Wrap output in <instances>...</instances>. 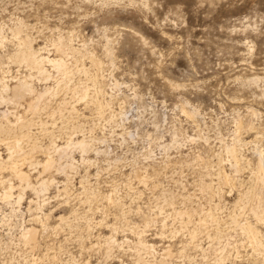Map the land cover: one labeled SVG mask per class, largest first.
<instances>
[{"label":"rangeland","instance_id":"1","mask_svg":"<svg viewBox=\"0 0 264 264\" xmlns=\"http://www.w3.org/2000/svg\"><path fill=\"white\" fill-rule=\"evenodd\" d=\"M25 47L64 60L68 83L47 63L39 79L12 62ZM30 73L34 95L64 79L69 87L36 116L24 113L27 102L0 103V140L9 134L35 152L37 169L23 167L34 188L49 178L38 194L0 173L13 185L4 200L0 183V264H264L239 229L251 223L264 242L251 213L255 197L264 202L255 183L264 169V0H0V79ZM81 141L84 161L78 145L54 153ZM46 153L55 164L43 174ZM218 170L234 178L232 190ZM30 228L34 248L23 238Z\"/></svg>","mask_w":264,"mask_h":264},{"label":"bare ground","instance_id":"2","mask_svg":"<svg viewBox=\"0 0 264 264\" xmlns=\"http://www.w3.org/2000/svg\"><path fill=\"white\" fill-rule=\"evenodd\" d=\"M19 39V38H18ZM26 39H28V38H26ZM4 42V41H3ZM25 43V41H23V43H22V45ZM57 44H59V43H57ZM24 45H26V43L24 44ZM21 46V45H20ZM27 46V45H26ZM30 45H28V47H29ZM57 46V45H56ZM24 47V46H23ZM59 47V46H58ZM58 47H55L56 49V51L58 52V55L60 54L59 52H62L63 50H62V48L60 49V50H62V51H60L59 50V48ZM26 48V49H25ZM25 48H21L22 50H18L16 53H14L15 55H13L12 56V59L11 60H13L12 62H15V64L16 63H18V64H21V65H23L26 69H29L30 71L32 70V69H36L37 71H35V73L37 72L39 75V79H41L42 77H43V79L44 78H46L47 77V75H44V74H42V71H43V64H49V65H51V67H53L54 69H56L57 71H58V74H60V75H62V76H65V78L68 76V74H69V71H68V69H67V65H66V63L64 62V60H62V59H52V60H49V59H46V58H42V57H40L39 56V52H41L42 50H38V52H37V50H36V52H35V50L33 51L32 49H28L27 47H25ZM31 48V47H30ZM40 49V48H39ZM55 51V52H56ZM71 52V51H70ZM73 52V51H72ZM63 53H64V51H63ZM67 53V52H66ZM56 54V53H55ZM70 54V53H69ZM61 58V57H60ZM91 61V60H90ZM93 64H95V63H93ZM97 64V63H96ZM99 66V65H98ZM32 67V68H31ZM95 67H96V65H95ZM94 68V67H93ZM25 69V70H26ZM96 69H98V68H96ZM83 70V69H82ZM81 70V71H82ZM27 71V70H26ZM32 72V71H31ZM83 72V71H82ZM79 73V72H78ZM7 74H8V72H7ZM76 74V73H75ZM32 75H34V74H32V73H30L29 74V77L28 78H26V76L24 77L23 76V78H15L14 77V79H12V80H10V81H5L4 80V78H2V79H0V87H1V94H0V103L1 104H4L5 102H11V103H16V104H18V103H23V102H27V104H26V107H27V111H25L24 113L25 114H27V112H29L30 113V115L31 114H34V116H36L35 114H37L38 113V111H40V106H41V104H43V105H45L44 103H46V99H49V101H51L52 100V98L54 97V96H57L60 92H62V90H63V87H65L64 85H67L66 84V81H64L65 79H64V77H63V81H62V83L61 84H59L60 86H57V89L55 90V92H52L50 89H47V90H45L44 91V93L42 94V95H39L38 93L36 94V95H34V93H35V91H34V89H33V87H32V82H33V79H32ZM36 75V74H35ZM61 76V77H62ZM37 77V76H36ZM57 77V76H56ZM85 78V77H84ZM62 79V78H61ZM91 79V78H90ZM66 80H67V78H66ZM68 80H69V78H68ZM68 80H67V83H68ZM55 82V81H54ZM88 82V81H87ZM96 82V81H95ZM59 83H60V81H59ZM94 83V82H93ZM97 83H99V82H97ZM35 84V83H34ZM94 84H96V83H94ZM52 85V84H51ZM75 85H77V84H75ZM80 85V84H79ZM83 85V86H82ZM81 86L82 87H84V84H82ZM68 86V85H67ZM80 86V87H81ZM94 86V85H93ZM96 86V85H95ZM99 86V85H98ZM69 87V86H68ZM79 87V88H80ZM86 87V86H85ZM88 87V86H87ZM100 87V86H99ZM56 88V87H55ZM78 88V89H79ZM91 88V87H90ZM67 89V88H66ZM65 89V90H66ZM83 89V88H82ZM88 89V88H87ZM94 89V88H93ZM100 90H101V87L99 88ZM99 89H98V91H99ZM53 90V89H52ZM74 90H77L76 88L74 89ZM89 90V89H88ZM72 91V90H71ZM87 92V90H82L81 91V93H79V95L80 96H83V97H81L82 98V100H84V96L86 95V92ZM95 91H96V89H95ZM102 91V90H101ZM101 91L100 92H96V93H100L101 94ZM67 92H68V90H67ZM69 92H70V90H69ZM72 92H74V91H72ZM71 92V93H72ZM78 92H80V90L78 91ZM76 93V92H75ZM74 93V94H75ZM91 93H92V91H91ZM95 93V92H94ZM93 93V94H94ZM96 93H95V96H96ZM41 94V93H40ZM77 94V93H76ZM93 94H92V96H93ZM72 95H73V93H72ZM72 95H70V96H72ZM64 96V95H63ZM74 96V95H73ZM72 96V97H73ZM77 96V95H76ZM90 96V95H89ZM97 97V96H96ZM91 98V97H90ZM75 99H78V97L77 98H75ZM85 99H86V97H85ZM92 99V98H91ZM93 99H94V97H93ZM98 99V98H97ZM64 100V99H63ZM81 100V99H80ZM87 100H88V98H87ZM86 100V101H87ZM74 101V100H73ZM85 101V100H84ZM89 101V100H88ZM100 101V100H99ZM78 102H80V101H78ZM83 102V101H82ZM81 102V103H82ZM93 102V101H92ZM98 101L96 100V103H97ZM10 103V104H11ZM74 103V102H73ZM87 103V102H86ZM70 104V103H69ZM74 104H77V102H75ZM73 104V105H74ZM88 104H91V103H89L88 102ZM99 104V103H98ZM19 105V104H18ZM42 105V106H43ZM65 105V103L63 104V106ZM78 105V104H77ZM93 105V104H92ZM95 105V104H94ZM102 105V104H101ZM62 106V105H61ZM69 107H70V105H68ZM87 106V105H86ZM11 107V106H10ZM58 107V106H57ZM67 107V106H66ZM89 107V106H88ZM50 108V107H49ZM87 108V107H86ZM100 108V107H99ZM23 109V111H24V108H22ZM58 109H59V107H58ZM67 109V108H66ZM85 109V108H84ZM88 109V108H87ZM97 109V108H96ZM102 109V108H101ZM100 109V110H101ZM182 109V108H181ZM63 110H64V108H63ZM72 113H76V111H77V109H76V106H73L72 107ZM79 110V109H78ZM98 110V109H97ZM58 111H60V110H58ZM11 112V111H10ZM32 112V113H31ZM18 113V112H17ZM60 113V112H59ZM63 113V112H62ZM71 113V114H72ZM23 114V113H22ZM61 114V113H60ZM70 114V113H69ZM17 115V122L19 123L24 117L22 116V115H18V114H16ZM46 115V114H45ZM78 115H79V113H78ZM33 116V117H34ZM71 116V115H70ZM77 116V115H76ZM32 117V118H33ZM78 117V116H77ZM5 118V117H4ZM10 118V117H9ZM32 118H31V120H32ZM54 119V118H53ZM24 120V119H23ZM35 120V119H34ZM16 122V123H17ZM32 122V121H31ZM17 123V124H18ZM21 123V122H20ZM19 123V124H20ZM29 123V122H28ZM8 124V123H7ZM27 124V123H26ZM30 124V123H29ZM33 124V123H32ZM28 125V124H27ZM15 126V125H14ZM14 126H13V128H14ZM19 126V125H18ZM20 126H21V124H20ZM20 126L18 127V129H20ZM241 126V125H240ZM8 127V126H7ZM24 127V126H23ZM245 127V126H244ZM27 128V127H26ZM10 129V128H9ZM8 129V130H9ZM16 129V128H15ZM21 129H23V128H21ZM237 129H239V127L237 128L236 127V130ZM242 129V128H241ZM249 129H250V127H249ZM17 130V129H16ZM16 130H15V132H16ZM29 130V129H28ZM242 130H246V129H242ZM7 131V130H6ZM11 131V130H10ZM241 131V130H240ZM4 132L5 131H0V133H2V134H4ZM9 132V131H8ZM7 132V133H8ZM12 132V131H11ZM42 132V131H41ZM242 132V131H241ZM6 133V134H7ZM29 133H31V132H29ZM28 133V134H29ZM236 133V132H235ZM237 133H239V131L237 132ZM5 134V135H6ZM24 134V133H23ZM27 134V133H26ZM1 135V134H0ZM8 135V138H6V137H4V139L3 140H0V147H3L4 149H5V151H6V157L4 158V157H2L3 155L2 154H0V173H3V172H5V171H9V174H10V176H11V178L13 179V180H16V182L19 184V187H20V189H31L32 191H34V192H36V193H38V192H40L41 190H43V189H46V187L48 186V180H49V178L46 180V181H43L42 179H39V181H41L40 183H39V185H38V188H34L35 186H33V183H32V175L29 173V171L28 172H24V165H25V163H28V165H29V169H32V170H35V169H37V167L39 166V162H33V154L35 153H28V154H26L25 152H27V151H25L24 152V149L26 150V148L27 147H23V146H25V145H21V142L23 143V142H26V141H21V139H18V138H16V137H14L15 139H14V141L12 140V141H8L10 138H9V134H7ZM19 137H21V136H23V135H21L20 136V134L18 135ZM28 135H27V141H28ZM1 138V137H0ZM25 138V139H26ZM32 138V137H31ZM13 139V138H12ZM30 139V138H29ZM27 143H29V142H27ZM36 143V142H35ZM31 144L32 143H30L29 145L31 146ZM73 145H78V148H79V150L81 151V154H82V157L80 158L81 159V161H84L85 159H84V153H86L87 151H88V145L86 144V142H84V141H81V142H76L75 144H71V143H66V145L64 146V147H59L58 145H56L55 144V146H54V153H55V155H56V153H60V152H62L63 154H64V152H66V151H70V149H72L71 148V146H73ZM34 146V142H33V145H32V149L34 148V150H36L37 151V149L35 148V146ZM30 148V147H29ZM38 149H40V148H38ZM53 149V148H52ZM30 151H31V148H30ZM33 151V150H32ZM31 151V152H32ZM48 151V150H47ZM224 151H225V154L227 155V158L229 159V166H231V168L232 169H234L235 170V172H238L239 171V169H240V163H239V160H238V157H237V155H236V150H235V148L234 147H232V146H225V148H224ZM223 151V152H224ZM47 154V153H46ZM65 155V154H64ZM63 156V155H62ZM35 161V160H34ZM219 162V161H218ZM221 162V161H220ZM84 163V162H83ZM53 164H55V162H54V156H51V154H47L46 155V158H45V161L42 163V165H41V169H42V173L43 174H45V173H48V172H50L51 171V169H52V167H53ZM218 164H220V163H218ZM259 164H260V162H259ZM259 164H257V165H259ZM70 165V164H69ZM223 165V164H222ZM262 165H263V163H262ZM32 166H34L33 168H32ZM259 167H261L260 169H258L257 170V180L255 181V183L258 181L259 183H260V185H261V189L262 190H264V169H263V167L262 166H259ZM65 168H66V165H65ZM258 168V167H257ZM39 169V168H38ZM219 170H220V168H219ZM218 170V171H219ZM222 170H223V167H222ZM222 170H220V171H222ZM220 171L218 172V173H220ZM224 171V170H223ZM234 172V173H235ZM8 174V175H9ZM256 174V173H255ZM2 175H4V174H2ZM4 177H5V175H4ZM4 177H0V183H1V185L3 186V190H7V191H5V192H3L2 194H1V198H3L4 200H6V199H9L10 197H9V195H10V192L12 191V189H13V185H7L6 186V182L5 181H11V179H4ZM7 177V176H6ZM141 177H143V176H141ZM9 178V177H8ZM219 178H220V181L222 182H219V183H221V184H223V185H225V187H227V186H230V189L232 190V188H234L236 185H235V183H234V178L232 179V178H230L228 175H226L225 174V172H221L220 173V175H219ZM51 179V178H50ZM138 179V178H137ZM139 179H142V178H139ZM253 179V178H252ZM39 181H37V182H39ZM52 181V180H51ZM142 181V180H141ZM144 181H145V179L143 180V183H144ZM36 182V183H37ZM145 182H147V181H145ZM218 182V181H217ZM258 182H257V184H258ZM139 183V182H138ZM140 184H142L141 182H140ZM145 184V183H144ZM220 184V185H221ZM256 184V185H257ZM222 185V186H223ZM65 186V185H64ZM209 188H210V186H208ZM218 187V186H217ZM238 187V186H237ZM240 187V186H239ZM256 187V186H255ZM258 187H259V184H258ZM48 188V187H47ZM208 188V189H209ZM220 188V187H219ZM257 188V187H256ZM207 189V188H206ZM238 189V188H237ZM253 189V188H252ZM47 190V189H46ZM217 190V189H216ZM254 190V189H253ZM257 190V189H256ZM255 190V191H256ZM259 190V189H258ZM14 191V190H13ZM204 191V190H203ZM238 191V190H237ZM251 191V190H250ZM46 192V191H45ZM44 192V193H45ZM220 193V192H219ZM252 193V192H251ZM253 193H255V192H253ZM39 194V193H38ZM42 194H43V192H42ZM256 194V193H255ZM254 194V195H255ZM40 195H41V193H40ZM90 195V194H89ZM239 195V194H238ZM244 195V194H243ZM253 195V196H254ZM94 196V195H93ZM93 196H91L92 198H93ZM96 196V195H95ZM218 197H219V195H217ZM246 196V195H245ZM245 196H244V198H245ZM252 195L250 194V196L249 197H251ZM86 197V196H85ZM116 197V196H115ZM214 197V196H213ZM241 197V196H240ZM255 197V196H254ZM107 198V197H106ZM113 198V197H112ZM95 199H97V198H95L94 197V200ZM107 199H109V198H107ZM243 199V198H242ZM248 199V198H247ZM261 199V198H260ZM260 199H258L257 197H255L254 199H253V202H251V203H253V206H252V208H251V213H252V216L256 219L255 221H257L258 223L259 222H261V223H264V202H259L258 200H260ZM21 200V196H20V194H18V203H19V201ZM87 200V199H86ZM263 200V199H262ZM109 201H112V199L110 198L109 199ZM239 201H240V199H239ZM249 201V200H248ZM251 201V200H250ZM88 202H89V200H88ZM94 202H96V201H94ZM90 203H91V201H90ZM89 203V204H90ZM111 205V204H110ZM117 205V204H116ZM218 206H220V205H218ZM91 207H92V205H91ZM121 207V206H120ZM234 208V207H233ZM221 209V208H220ZM249 209H250V207H249ZM235 210V209H234ZM246 210V209H245ZM123 211V210H122ZM244 211V210H243ZM250 211V210H249ZM183 212V211H182ZM209 212V211H208ZM204 213V212H203ZM124 214V213H123ZM242 214V213H241ZM180 215V214H179ZM182 215V214H181ZM208 215H210V214H208ZM207 215V213L206 214H204V218H205V221H207V219L208 220H210L209 219V217L210 216H208ZM225 215V214H224ZM180 217V216H179ZM241 216H239V218H240ZM123 218V217H122ZM202 218H203V215H202ZM211 218V217H210ZM232 218V217H231ZM76 219V218H75ZM200 219V218H199ZM233 219V218H232ZM60 220V219H59ZM61 220H63L62 219V217H61ZM83 219H81V221H82ZM84 220H85V218H84ZM83 220V221H84ZM119 220V219H118ZM125 220V219H124ZM212 220H213V218H212ZM236 219H234V221H235ZM67 221V220H66ZM200 221V220H199ZM198 221V222H199ZM202 221V220H201ZM211 221V220H210ZM233 221V222H234ZM245 221V220H244ZM62 222V221H61ZM71 222V221H70ZM80 222V221H79ZM85 222V221H84ZM86 222H88V219H87V221ZM236 222V221H235ZM234 222V223H235ZM240 222H242L241 220H240ZM201 223V222H200ZM203 223V222H202ZM210 223V222H209ZM237 223V222H236ZM246 223V222H245ZM75 224V223H74ZM73 224V225H74ZM87 224V223H86ZM90 224V223H89ZM196 224V223H195ZM205 224H206V222H205ZM239 224V223H238ZM241 224V223H240ZM244 224V223H243ZM62 225V224H61ZM71 225V224H70ZM92 225H93V223H92ZM232 225V224H231ZM242 225V224H241ZM45 226V225H44ZM76 226V225H75ZM75 226H74V228H75ZM79 226V225H78ZM82 226V225H81ZM91 226V225H90ZM203 226V225H202ZM239 225H237V228H239L238 227ZM112 227V226H111ZM114 227V226H113ZM205 226H203V227H200L199 228V226H198V228L199 229H205L204 228ZM44 228V227H43ZM70 228V227H69ZM73 228V229H74ZM78 227H76V229H77ZM87 228H88V226H87ZM198 228H197V230H198ZM219 228V227H218ZM217 228V229H218ZM61 229H62V227H61ZM79 229H81V228H79ZM78 229V230H79ZM83 229V228H82ZM85 229V228H84ZM194 229H196V228H194ZM221 229H223V228H221ZM239 229H241V232H242V234H241V236L242 235H244L243 237H245V239H246V241L248 242L247 244L248 245H250V247H251V249L253 250V252L255 253V254H262V255H264V245H263V243H262V240L261 239H263V237H262V234L260 235V232L258 231V229H257V227L256 226H253L251 223H246V224H244L243 226H241V228H239ZM45 230V229H44ZM71 230H72V228H71ZM112 230V229H111ZM114 230H117L116 229V227H114ZM132 230V232L134 233V232H136V230L135 229H131ZM206 230V229H205ZM216 230V229H215ZM214 230V231H215ZM25 231V230H24ZM64 231V230H63ZM67 231V230H66ZM77 231V230H76ZM85 231V230H84ZM196 231V230H195ZM199 231V230H198ZM220 231V230H219ZM81 232H82V230H81ZM194 232V231H193ZM197 232V231H196ZM78 233V232H77ZM76 233V234H77ZM84 233V232H83ZM88 233V232H87ZM222 233H224V232H222ZM238 233H240V231L238 232ZM69 234H72V233H69ZM74 234H75V230H74ZM80 234V233H79ZM85 234H86V232H85ZM138 235L140 234V233H137ZM194 234V233H193ZM218 234V233H217ZM90 236H91V234H89ZM89 235H88V237H89ZM189 235V234H188ZM191 235V234H190ZM211 235V234H210ZM221 235V234H220ZM240 235V234H239ZM22 236H23V234H22ZM36 236H37V232H36V230L35 229H33V228H30L29 230L27 229V231L24 233V240L32 247V248H34L36 245H35V243H36ZM79 236V235H78ZM208 236V235H207ZM198 237V236H197ZM218 237V236H217ZM216 236H215V238H217ZM113 238V237H112ZM108 239V238H107ZM139 239H141V238H138V241H139ZM192 239H195L194 238V236H193V238ZM192 239H191V241H192ZM197 239V238H196ZM217 239H220L219 237L217 238ZM38 240V239H37ZM80 240V239H79ZM101 240V239H100ZM111 240V239H110ZM110 240H109V242H110ZM114 240V239H113ZM112 240V241H113ZM116 240V239H115ZM114 240V242H116ZM24 241V242H25ZM107 241V240H106ZM225 241V240H224ZM146 242V241H145ZM219 242V241H218ZM234 242V241H233ZM106 243V242H105ZM108 243V242H107ZM106 243V245L108 246V244ZM140 243H141V241H140ZM213 243V242H212ZM141 244H144V243H141ZM147 244V243H146ZM226 244V243H225ZM231 244V243H230ZM25 245H26V243H25ZM114 245H116V243L114 244ZM217 245H219V244H217ZM143 248H144V245L142 246ZM249 247V246H248ZM32 248H30V249H32ZM149 248H151V249H153V246H149ZM149 248H147V250L149 249ZM229 248V247H228ZM227 248V249H228ZM108 249V248H107ZM155 250V249H154ZM145 251V250H144ZM150 251V250H149ZM153 251V250H152ZM225 250H223V252H224ZM227 251V250H226ZM225 251V252H226ZM170 252V251H169ZM168 251H167V254H166V256L168 255V254H170ZM228 252V251H227ZM153 253V252H152ZM182 253V252H181ZM229 253V252H228ZM253 253V254H254ZM154 254V253H153ZM183 254V253H182ZM221 255V254H220ZM238 255V254H237ZM257 256V255H256ZM165 257V256H164ZM167 257H170L169 255L167 256ZM237 257V256H236ZM249 257V256H248ZM227 258H228V256H227ZM226 258V259H227ZM222 259H225V257H223ZM230 259H231V257H230ZM220 260V259H219ZM165 261V260H164ZM163 261V262H164Z\"/></svg>","mask_w":264,"mask_h":264}]
</instances>
